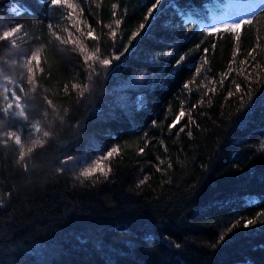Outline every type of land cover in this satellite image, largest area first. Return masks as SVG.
Here are the masks:
<instances>
[{
	"label": "trees",
	"instance_id": "trees-1",
	"mask_svg": "<svg viewBox=\"0 0 264 264\" xmlns=\"http://www.w3.org/2000/svg\"><path fill=\"white\" fill-rule=\"evenodd\" d=\"M249 1L0 0V264H264V0L217 22Z\"/></svg>",
	"mask_w": 264,
	"mask_h": 264
},
{
	"label": "snow or ice",
	"instance_id": "snow-or-ice-1",
	"mask_svg": "<svg viewBox=\"0 0 264 264\" xmlns=\"http://www.w3.org/2000/svg\"><path fill=\"white\" fill-rule=\"evenodd\" d=\"M51 3H52L53 5L60 4V3H61V0H51ZM65 3H67V0H65ZM159 3H160V0H155V3L152 4L151 8H149V10H148L150 15L152 14L153 10L156 9V7H157V5H158ZM67 7H68V8H73L74 5L71 4V3H67ZM113 7H115V5H113ZM115 23H116V27L119 28L120 25H121V21H120L119 19H117V20L115 21ZM251 23H252V21H249V20H241V21H237L236 23H233V24H227V25H224L222 28H213V29H211V30L209 31L208 34H209V35H214V34H218V33H230V34H234V35H235V39L238 41V40L240 39V35H241V32H242V30H243L244 25H250ZM144 27H145L144 24H141V25H140V28H141V29H143ZM77 30L79 31V28H78ZM20 31H21V29H19V28H16V29H14L13 31H5V32L3 33V38H4V39H7L8 37L13 36L14 32H20ZM116 35H117V33H116L115 31H113V32H112V36H113V37H116ZM87 36H88L89 38H92V39H97V37L94 35V32H93V31H89V32L87 33ZM56 39H57V40H60L61 43H66V41L61 40V37H60V36H56ZM84 50H85V49H84L83 47L80 48V51H81V52H84ZM205 51H207V50H205ZM237 51H238V50H237ZM120 55H122V53H121ZM120 55H116V56L112 57L111 59L100 58V59H99V64H100L101 66H103L104 68H106V69H107V68H110V66L112 65V60H118V59L120 58ZM248 56H249V57H252V56H253V52H252V51H249V52H248ZM93 59H94V57H93L92 55H88V56L86 57V61H91V60H93ZM183 59H184V57H181L180 60L177 61V65H179V63H180ZM33 61H36L37 66L39 65V55H38V54H33V55L31 56V58L28 59L27 64H28V65H31V64L33 63ZM233 62H235V56H233ZM240 64H241V65H245V64H247V61H246V60H241V61H240ZM28 71H29V73H32L33 69H32L31 67H29V68H28ZM196 71H197V73H199V72H200V68H197ZM241 74H242V75L246 74V70H245V69H242V70H241ZM247 75H250V73H248ZM246 78H247V76H246ZM225 79H227V74H225ZM29 80H30V81L32 80L31 75L29 76ZM32 83L34 84L35 81H32ZM221 83H223V81H221ZM77 87H78V85L75 84V83L72 85V88H73V89H76ZM183 87H184L185 89H188V88H189V84L186 83V84L183 85ZM84 89L87 90V85L84 86ZM212 91H215V89H212ZM240 91H241V88H240L239 85H237V87H236V92L239 93ZM229 95H232V93H229ZM8 108L11 109V108H12V105L9 104V105H8ZM19 116H20V117H24V118L26 119V115H25V113H24L23 111H21V112L19 113ZM184 116H185V111H184V110L179 111V113L175 116V120H174L171 124L168 125L169 130H171V128H174V127L176 126V124H178ZM189 116H190V113H189ZM31 127H32L37 133H39V132L41 131L40 126H39L38 124H36V123H33V124L31 125ZM180 131H181V132L184 131V128L182 127V128L180 129ZM49 135H50L49 131H44V132H43V136H44V137H48ZM189 135H190V133H189ZM8 136H9V139H11V138L14 137V138H15V143H16L17 145H21V151H20V153H19V158H20L21 160H23V159H24V156H25V152H24V150H23L22 137H21L20 135H17L15 132L8 133ZM27 142L30 143V144L32 145V147H28V148H27V152H28V153H31V152L33 151V147H34V146L40 144V140L32 139V138H29V140H28ZM141 151H143V149H141ZM114 153H117V154H118V149H117V148H112V150L109 151V152L107 153V155L103 157V160H108L109 158H111V157L113 156ZM157 170L159 171L160 169L158 168ZM109 171H110V169H109ZM97 173H99L100 175H103V176H105V177H107V175H108V171H105V166H104V164H103L102 161H98L93 167H90V168H88V169L82 171V172L80 173V175H81L82 177L88 178V177H93V176H95ZM253 222H254L253 220L249 219V220H247V221L244 223L243 226H244L245 228H247V227H249L250 225H252ZM221 239H223V237H221Z\"/></svg>",
	"mask_w": 264,
	"mask_h": 264
},
{
	"label": "rangeland",
	"instance_id": "rangeland-1",
	"mask_svg": "<svg viewBox=\"0 0 264 264\" xmlns=\"http://www.w3.org/2000/svg\"><path fill=\"white\" fill-rule=\"evenodd\" d=\"M262 3L261 0L249 1L245 3H233L230 5L227 15L224 18L218 20V23H228L230 21H235L238 18L244 16V14L249 13L256 9ZM16 106L21 107V102L16 101ZM20 112V111H19Z\"/></svg>",
	"mask_w": 264,
	"mask_h": 264
}]
</instances>
